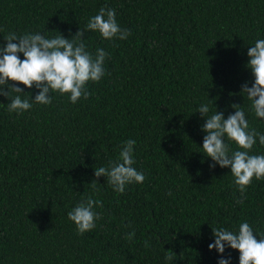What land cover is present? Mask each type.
Returning a JSON list of instances; mask_svg holds the SVG:
<instances>
[{
	"label": "trees",
	"instance_id": "obj_1",
	"mask_svg": "<svg viewBox=\"0 0 264 264\" xmlns=\"http://www.w3.org/2000/svg\"><path fill=\"white\" fill-rule=\"evenodd\" d=\"M101 7L115 9L131 35L85 31L88 52L109 53L87 99L50 93L51 104L17 115L0 96V264H218L229 256L239 264L236 250L208 249L212 229L237 232L247 221L264 238V180L253 179L237 203L230 168H210L202 154L205 120L195 111L207 104L211 116L214 101L227 118L241 105L264 134V119L240 95L254 82L247 51L264 39V0H0V46L10 32L71 38ZM17 86L22 98L38 94ZM129 139L145 180L120 194L94 170ZM250 154L264 155L258 138ZM88 196L100 201L101 218L78 235L67 213Z\"/></svg>",
	"mask_w": 264,
	"mask_h": 264
},
{
	"label": "clouds",
	"instance_id": "obj_2",
	"mask_svg": "<svg viewBox=\"0 0 264 264\" xmlns=\"http://www.w3.org/2000/svg\"><path fill=\"white\" fill-rule=\"evenodd\" d=\"M85 31L97 32L104 40H126L130 35L129 29H122L116 20L115 9L101 7L98 14L89 18L85 29H79L71 38H64L60 33L53 38H46L42 33H25L17 35L10 32L0 46V96L6 97L8 112L22 115L32 109L34 104L49 105L52 102L50 93L61 96L67 95L69 102L76 104L81 98L90 95L87 90L89 82L97 83L105 75L104 62L109 53L98 48L95 56L86 50L84 43ZM18 54L23 55L20 59ZM248 62L254 82L251 87L247 83L241 86L240 95L250 102V109L256 117L264 119V39H259L254 46L248 48ZM38 89L34 99L22 98L23 89ZM5 88L7 90L5 91ZM11 93H16L13 97ZM209 116V106L202 104L198 112L205 122L202 125L203 137L202 154L213 162L214 168H230L233 184L241 194L237 203L246 199V190L253 179L264 180V155L250 154L257 143L264 145V134L250 128L245 111L241 105L232 104L234 114L227 118L224 113L217 111ZM135 140L123 143L116 160L108 167L94 170V176L105 177L112 189L122 194L127 185L143 183L145 175L133 167L135 161L133 151ZM235 144L233 150L231 145ZM93 188L98 184L91 182ZM101 206L100 201L92 196L81 200L67 213L69 221L75 225L78 235L92 231L100 214L94 211ZM135 233L130 232L125 237L131 241ZM214 242L208 245L211 251L223 254L226 248L239 252V264H264V238L257 239L252 226L247 222L239 225L238 231L233 232L224 228L212 229ZM175 254L165 257L173 262ZM218 264H230V256L221 258Z\"/></svg>",
	"mask_w": 264,
	"mask_h": 264
}]
</instances>
